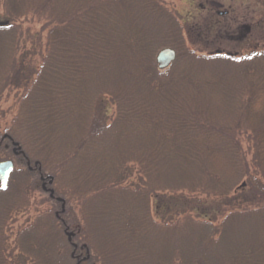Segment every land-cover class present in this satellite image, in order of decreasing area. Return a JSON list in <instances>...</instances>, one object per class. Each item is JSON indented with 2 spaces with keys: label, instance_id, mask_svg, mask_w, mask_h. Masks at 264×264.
I'll list each match as a JSON object with an SVG mask.
<instances>
[{
  "label": "trees",
  "instance_id": "trees-1",
  "mask_svg": "<svg viewBox=\"0 0 264 264\" xmlns=\"http://www.w3.org/2000/svg\"><path fill=\"white\" fill-rule=\"evenodd\" d=\"M0 10V87L22 90L8 132L21 155L5 141L0 161L25 164L0 190V264H264L260 34L247 53L198 55L161 0H0ZM35 21L47 43L28 67L23 24ZM163 49L175 53L164 70ZM40 174L65 211L38 214L11 249L6 226L28 214ZM243 181L257 185L253 199L236 195Z\"/></svg>",
  "mask_w": 264,
  "mask_h": 264
},
{
  "label": "rangeland",
  "instance_id": "rangeland-1",
  "mask_svg": "<svg viewBox=\"0 0 264 264\" xmlns=\"http://www.w3.org/2000/svg\"><path fill=\"white\" fill-rule=\"evenodd\" d=\"M161 1L164 6L174 13L179 25L184 29L183 34L186 38L188 48L198 55L215 53L216 50H221L225 53H247L249 51L247 48V41L250 36L253 39L260 34V37L264 38V36H262L264 32V0ZM0 15H2L1 10ZM23 25L24 30L30 29V37L26 45L23 46V50H21L26 56L24 62L25 65L29 67L28 62L32 61L34 67H37L41 62L43 52H45L48 29L46 28L42 30V22L39 21H35L34 23L29 22L28 24L24 23ZM34 35H37V37H33ZM34 44H36L40 50H34ZM1 78L0 80L2 81ZM21 93L22 90L0 87V138L4 135H8V132H10ZM214 99L216 100L218 97H214ZM103 104H105V107H112L107 101L101 103V105ZM258 108L259 106L255 105V109ZM223 109L225 108L222 107V110ZM5 145H9V149L12 151L9 141H6ZM12 155L16 158L14 154ZM6 157V154H4L3 151H0V159ZM10 160L14 164V170L25 169V164L22 165L18 159ZM32 179L33 178H31V183L33 181ZM59 184H61V186L58 185L59 187L63 188L64 186L68 191L73 189L68 181L62 180V183ZM246 184L245 181L239 184L236 195L243 199H253L258 193L257 185H254L253 188L251 187L250 189H247ZM37 186H39V180ZM40 189L39 186L38 191L28 194L29 205H31L27 211L28 214H20L16 220L10 221L6 226L9 232L5 237L7 238V245L10 246L11 249L14 248L15 243H19L16 232L20 227L31 224L38 214H42L47 210L55 212L59 211V207L48 200V194ZM58 195L61 196L60 194ZM70 200L71 199H69V202ZM67 209L70 210L68 204H66V210ZM77 211L78 210L74 211L73 214L78 220L77 223H80L81 225L82 222ZM70 218L72 217L70 216ZM72 228L75 227L73 226ZM77 232L78 231L74 230L70 231L71 234L75 233V236H77ZM75 242H77V240H75ZM80 245H82V243H80ZM88 253H91L90 256L93 255V252L91 251ZM14 254H16L15 251ZM92 262L96 264L94 261Z\"/></svg>",
  "mask_w": 264,
  "mask_h": 264
},
{
  "label": "water",
  "instance_id": "water-1",
  "mask_svg": "<svg viewBox=\"0 0 264 264\" xmlns=\"http://www.w3.org/2000/svg\"><path fill=\"white\" fill-rule=\"evenodd\" d=\"M175 58V54L171 49H164L160 51L156 57V62L160 69L166 68ZM13 146L17 148V144L13 143ZM18 149V148H17ZM13 163L11 161H3L0 162V190L5 191L7 188L8 180L10 178L11 173L13 172ZM43 179V178H42ZM53 179L48 177V184H52ZM44 191L49 194L50 198H53V190L50 188H46L45 184H43ZM57 202L61 204V211H64V203L60 198L56 199Z\"/></svg>",
  "mask_w": 264,
  "mask_h": 264
},
{
  "label": "flooded vegetation",
  "instance_id": "flooded-vegetation-1",
  "mask_svg": "<svg viewBox=\"0 0 264 264\" xmlns=\"http://www.w3.org/2000/svg\"><path fill=\"white\" fill-rule=\"evenodd\" d=\"M220 14V13H219ZM5 140L6 141H9L10 142V145H11V147H12V153L15 155V156H18L19 155V152L17 151V150H15L14 148H13V146H12V140H10V138H8L7 136L5 137H2L1 139H0V144H2L3 145V142H5ZM4 147H5V149H9V145H4ZM28 166V169H29V171H31V168L29 167V165H27ZM40 176H41V174H40ZM46 182V181H45ZM43 184H44V181L42 180H40V187H41V189L44 191V187H43ZM46 184V183H45ZM45 187H48L47 186V184L45 185ZM52 187V186H51ZM53 201H55V200H53ZM59 203V202H58ZM59 205H60V203H59ZM55 215H56V217L57 218H59V212L58 211H56L55 212ZM70 239V238H69Z\"/></svg>",
  "mask_w": 264,
  "mask_h": 264
}]
</instances>
